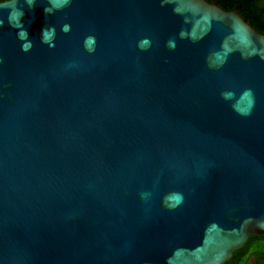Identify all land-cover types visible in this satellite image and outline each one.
Returning a JSON list of instances; mask_svg holds the SVG:
<instances>
[{
  "label": "water",
  "instance_id": "1",
  "mask_svg": "<svg viewBox=\"0 0 264 264\" xmlns=\"http://www.w3.org/2000/svg\"><path fill=\"white\" fill-rule=\"evenodd\" d=\"M238 9L0 1V264H227L264 234V33Z\"/></svg>",
  "mask_w": 264,
  "mask_h": 264
},
{
  "label": "trees",
  "instance_id": "2",
  "mask_svg": "<svg viewBox=\"0 0 264 264\" xmlns=\"http://www.w3.org/2000/svg\"><path fill=\"white\" fill-rule=\"evenodd\" d=\"M4 1V0H0ZM216 1L226 9L239 7L240 15L260 33H264V0H208ZM248 256L254 257L255 264H264V234H252L243 247L239 248L227 264H244Z\"/></svg>",
  "mask_w": 264,
  "mask_h": 264
},
{
  "label": "clouds",
  "instance_id": "3",
  "mask_svg": "<svg viewBox=\"0 0 264 264\" xmlns=\"http://www.w3.org/2000/svg\"><path fill=\"white\" fill-rule=\"evenodd\" d=\"M31 4H32V0H29V6H31ZM45 11L47 12L48 9H45ZM68 30H69V25H64L62 27V31L67 32ZM42 32H43V41L44 42H50L52 40L54 34H55V29L52 28V29H48V30H42ZM19 35H20V39L27 40V36H28L27 30L22 31ZM147 43H148V41L145 40V41H143L141 46L143 47ZM31 46L32 45H31L30 41L27 42V43H24L22 45V50L23 51H28L31 48ZM50 46H54V45L50 44Z\"/></svg>",
  "mask_w": 264,
  "mask_h": 264
},
{
  "label": "flooded vegetation",
  "instance_id": "4",
  "mask_svg": "<svg viewBox=\"0 0 264 264\" xmlns=\"http://www.w3.org/2000/svg\"><path fill=\"white\" fill-rule=\"evenodd\" d=\"M250 259L252 260V264H255L254 257L253 256H248L247 259H246V261L244 262V264H246L247 261H249Z\"/></svg>",
  "mask_w": 264,
  "mask_h": 264
},
{
  "label": "rangeland",
  "instance_id": "5",
  "mask_svg": "<svg viewBox=\"0 0 264 264\" xmlns=\"http://www.w3.org/2000/svg\"><path fill=\"white\" fill-rule=\"evenodd\" d=\"M246 264H252V260L250 259Z\"/></svg>",
  "mask_w": 264,
  "mask_h": 264
}]
</instances>
